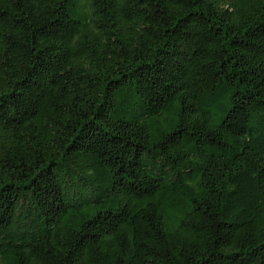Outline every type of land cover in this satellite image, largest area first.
<instances>
[{
  "label": "trees",
  "instance_id": "16d2710c",
  "mask_svg": "<svg viewBox=\"0 0 264 264\" xmlns=\"http://www.w3.org/2000/svg\"><path fill=\"white\" fill-rule=\"evenodd\" d=\"M0 264H264V0H0Z\"/></svg>",
  "mask_w": 264,
  "mask_h": 264
}]
</instances>
